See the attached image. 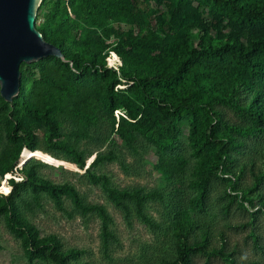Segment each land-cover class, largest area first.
Returning a JSON list of instances; mask_svg holds the SVG:
<instances>
[{"label": "trees", "instance_id": "trees-1", "mask_svg": "<svg viewBox=\"0 0 264 264\" xmlns=\"http://www.w3.org/2000/svg\"><path fill=\"white\" fill-rule=\"evenodd\" d=\"M41 6L45 15L37 30L64 58L33 63L32 79L22 64L19 95L12 104L0 97L6 142L0 221L20 242L27 263L94 264L58 235L40 236L22 212L32 209L26 195L37 204L44 194L58 210L68 198L76 212L100 218L105 253L116 241L103 207L85 204L68 183L42 178L41 162L23 165L41 151L61 154L84 170L126 219L136 217L155 234L167 232L170 251L135 264H193L197 256L257 264L239 262L235 250L226 249L225 228H250L247 238L264 257V239L254 228L264 215V0H42ZM146 18L154 28L141 34L136 28L142 30ZM108 60L117 61L109 67ZM63 115L71 117L74 142L64 141ZM101 121L108 125L107 137L90 134ZM111 136L130 147L152 148L153 170L166 187L150 192L109 187L94 168L113 161L112 152L88 154L93 160L86 166L76 142L103 143ZM217 182L223 185L218 198L226 200L221 214L235 204L248 212L247 223L217 226L210 212ZM151 202L164 207L161 222L146 213Z\"/></svg>", "mask_w": 264, "mask_h": 264}, {"label": "rangeland", "instance_id": "rangeland-1", "mask_svg": "<svg viewBox=\"0 0 264 264\" xmlns=\"http://www.w3.org/2000/svg\"><path fill=\"white\" fill-rule=\"evenodd\" d=\"M45 8L40 5L37 11L36 28H39L44 21ZM142 16L143 14L140 13ZM68 17H72L68 11ZM146 25L143 29H137L141 34L146 33L148 29L154 28V22L146 18ZM123 29H129V25L123 24ZM71 45V44H69ZM77 46V45H72ZM117 60L109 61L111 65ZM26 77L29 79L37 77V69L34 64L26 65ZM229 118H234L228 114ZM71 117L63 115L61 121V130L64 134V141L74 142L75 138L71 135L75 127L70 123ZM107 123L101 121L99 125L90 134L100 132L103 137L108 136L109 129ZM185 138V134L182 135ZM102 140V139H101ZM6 145L3 126L0 125V167L1 153ZM77 149L85 151L86 166L90 164L93 157L88 158L92 152H112L116 158L111 162H104L94 168L96 175H105L108 179L109 187L117 189L140 188L144 192H150L154 189H164V184L158 173L153 170L154 152L152 148L136 144L127 146L117 138L111 136L105 142H99L95 138L81 139L76 142ZM44 143L41 142L40 149L44 150ZM33 158L42 163L37 170L39 175L52 181L55 184L68 183L72 185L84 203L87 205H98L104 208L111 219L110 229L116 237V241L111 242L107 252H104L101 243V221L96 214L88 213L81 215L76 212L68 198L62 199V210H58L53 201L48 196L42 194L38 203H34L30 196H24L26 202L32 207H22L24 216L39 230L40 236L56 234L66 247H76L83 249L85 254L83 258L94 264H135L143 263L153 259L163 252L170 251L168 244V234L161 230L153 233L148 230L144 224L139 222L136 217L131 216L126 219L123 213L115 208L107 199L104 187L93 184L84 170L78 169L69 163L65 156L61 154H45L41 151H35L28 156L23 164ZM11 178L5 176V180ZM6 186H3V190ZM223 185L217 182L210 198V212L217 226L228 224H243L250 220L246 210H239L235 204L229 209V214H221L222 204L226 200L220 201ZM229 192V191H227ZM164 212L157 202H151L146 209L149 217L161 222V214ZM255 231L264 239V215H258L255 222ZM250 228H225L227 234V250H235V258L239 262H256L264 264V257L256 253L247 238ZM0 264H28L23 256L20 242L7 231L3 221H0ZM33 264H44L35 262ZM193 264H224L219 258H212L207 261L204 257L197 256Z\"/></svg>", "mask_w": 264, "mask_h": 264}, {"label": "water", "instance_id": "water-1", "mask_svg": "<svg viewBox=\"0 0 264 264\" xmlns=\"http://www.w3.org/2000/svg\"><path fill=\"white\" fill-rule=\"evenodd\" d=\"M41 3L42 0H0V97L6 103L12 104L19 95L22 64L37 63L48 57L64 58L36 28ZM23 165L19 162V167ZM3 186L6 181L0 192Z\"/></svg>", "mask_w": 264, "mask_h": 264}, {"label": "built area", "instance_id": "built-area-1", "mask_svg": "<svg viewBox=\"0 0 264 264\" xmlns=\"http://www.w3.org/2000/svg\"><path fill=\"white\" fill-rule=\"evenodd\" d=\"M66 1H67V0H66ZM109 61H110V60H108V65H109V67H110V66H112V65H111V64H109V63H110Z\"/></svg>", "mask_w": 264, "mask_h": 264}, {"label": "bare ground", "instance_id": "bare-ground-1", "mask_svg": "<svg viewBox=\"0 0 264 264\" xmlns=\"http://www.w3.org/2000/svg\"><path fill=\"white\" fill-rule=\"evenodd\" d=\"M64 57V56H63Z\"/></svg>", "mask_w": 264, "mask_h": 264}]
</instances>
